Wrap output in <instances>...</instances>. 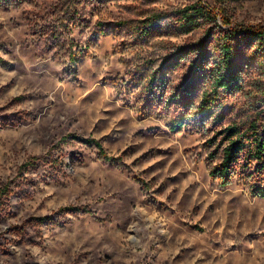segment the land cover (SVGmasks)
<instances>
[{
	"label": "rangeland",
	"instance_id": "rangeland-1",
	"mask_svg": "<svg viewBox=\"0 0 264 264\" xmlns=\"http://www.w3.org/2000/svg\"><path fill=\"white\" fill-rule=\"evenodd\" d=\"M205 1L223 7L221 26L264 25V0ZM190 2L0 0V264H264V198L208 171L217 131L264 122V74L246 70L222 124L167 101L187 65L147 83L165 55L204 41L205 28L173 29Z\"/></svg>",
	"mask_w": 264,
	"mask_h": 264
},
{
	"label": "trees",
	"instance_id": "trees-1",
	"mask_svg": "<svg viewBox=\"0 0 264 264\" xmlns=\"http://www.w3.org/2000/svg\"><path fill=\"white\" fill-rule=\"evenodd\" d=\"M222 9L220 5L205 0H191L178 10L173 25V29L180 33L205 28L204 41L210 42V48L216 53L213 61H210L212 59L209 58L206 42L181 45L165 55L157 69L151 72L147 82L152 87L161 89L166 81L165 73L187 65L190 74L167 101L181 104L185 99V109L188 110L186 119L194 115L198 123L210 119L222 124L225 115L223 98L242 92L246 70L256 64L260 73L264 74V25L233 28L229 27V20H222L221 26L218 24L217 14ZM151 29L150 25L148 30H143L142 35H148ZM199 81L204 83L203 86H208L209 92L204 91L197 105L188 103V97L192 96L195 84ZM257 90L264 93V86H257ZM257 118L251 120L247 127L229 123L217 131L220 140L208 155V159L212 161L208 171L220 189L226 188L239 176L250 181L249 190L253 196L264 198V122H258ZM184 125V118L178 116L173 119L172 129L179 130ZM86 142L103 152L98 141ZM103 157L107 160L111 158L106 155ZM2 192L1 190L0 206L4 201Z\"/></svg>",
	"mask_w": 264,
	"mask_h": 264
}]
</instances>
